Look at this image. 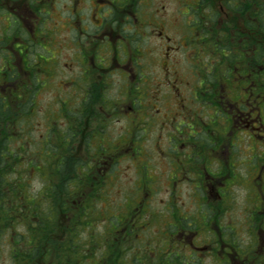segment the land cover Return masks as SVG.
<instances>
[{
  "label": "flooded vegetation",
  "instance_id": "flooded-vegetation-1",
  "mask_svg": "<svg viewBox=\"0 0 264 264\" xmlns=\"http://www.w3.org/2000/svg\"><path fill=\"white\" fill-rule=\"evenodd\" d=\"M57 1L0 0V102L27 109L17 136H67L87 179L72 204L101 200L106 215L109 187L132 185L100 227L137 253L95 264H264V0ZM45 11L59 37L42 63ZM116 241H94L98 256Z\"/></svg>",
  "mask_w": 264,
  "mask_h": 264
},
{
  "label": "trees",
  "instance_id": "trees-1",
  "mask_svg": "<svg viewBox=\"0 0 264 264\" xmlns=\"http://www.w3.org/2000/svg\"><path fill=\"white\" fill-rule=\"evenodd\" d=\"M26 110L11 117L0 102V258L6 254L8 264H80L76 258H85L88 244L114 238L92 232L96 200L87 197L82 211L71 205L83 177L62 130L33 142L16 135V124L20 130L30 124ZM17 138L22 142L15 147Z\"/></svg>",
  "mask_w": 264,
  "mask_h": 264
},
{
  "label": "rangeland",
  "instance_id": "rangeland-1",
  "mask_svg": "<svg viewBox=\"0 0 264 264\" xmlns=\"http://www.w3.org/2000/svg\"><path fill=\"white\" fill-rule=\"evenodd\" d=\"M53 3L51 4L53 6V8L55 6H58V1L57 0H51ZM159 1V2H158ZM163 1V2H162ZM155 0V6L154 7H151V8H156V7H159L158 4H162L163 5H168L167 2H165L166 0ZM169 5H174L173 3H170ZM167 9V8H166ZM169 9H173L172 7L169 8ZM56 10H58V8L56 7ZM45 14L44 15H41L42 19H41V25H42V28L40 29L39 31V34L44 36L43 38H41L39 40V43L40 45H37V42L34 46V49L35 51H33L35 54H38L40 55V58H41V62L44 63L45 61H48L50 60L53 56H55L56 54V50H55V46L56 44L54 42V40H56V36L57 38L59 37V33H58V25L54 23V20H52L50 17H49V13L47 11L44 12ZM57 15H59V13H57ZM38 22V21H37ZM60 26V25H59ZM45 32H44V31ZM58 41V39H57ZM15 46H20V44H15ZM40 49H42V51H40ZM39 50V51H37ZM43 57H41L42 55ZM33 57V55H32ZM35 60H37L36 57H34ZM18 61V59H17ZM56 81H58V78L55 79ZM50 84V83H49ZM40 91H42V94H41V100H40V94L38 96V100H40V104H43L45 101H46V98L49 97V94L51 95L53 93V91L49 90V89H46V88H42L40 89ZM50 121V119H46V118H43V119H40V122H41V125L40 127L43 129L42 131L44 132L46 129H47V123ZM115 135H116V131L118 128H121L123 127V123L122 121H119V122H116L115 124ZM34 135H38V132L37 131H34ZM153 137L154 136H148V137H144V138H147V141H153ZM22 140H20L19 138H17V145L19 143H21ZM126 163V161H123ZM124 165V163H119L117 164L116 166H118L121 170V172L123 173V170H122V166ZM36 180V179H35ZM34 185H36V187H39L40 186V183L38 181H34L33 182ZM132 185L127 181V180H123L121 182H116L114 186H110V190L114 191L115 194H113V199H112V205L111 207L109 208V213L107 215H103V214H100V212H97V214L95 215L96 219L93 221V224H91V228H92V232H100V231H106V228L104 227H100V224L102 223H107V219L109 217H115L116 219H121L122 215H123V212L125 211V201H124V197H123V194L122 193H119V192H124L127 188V190L130 189ZM93 200V199H92ZM162 199L160 198H156L153 202H157V201H161ZM185 202L190 206V203L191 201L190 200H185ZM240 202L241 204H243V196L241 195V199H240ZM93 203H94V200H93ZM71 204V203H70ZM72 205V204H71ZM96 206L98 208H101L102 207V201L101 200H97L96 201V205L93 204V207L92 208H96ZM94 217V218H95ZM111 218L110 221H112V223L114 224L115 222H117L115 220V218ZM158 221V218L153 214V210L151 212V224H156ZM64 223L65 221L62 222L61 224V227L60 229L58 230V233L61 234V235H64V232H63V226H64ZM153 232H146V235H152ZM110 234V233H109ZM117 239V244L120 245L119 247H116L114 250H113V253L110 254L108 256V254L106 252H103V256L102 258H100L98 255H99V251L101 249H103V244H97V243H92L93 246L91 247L89 244L87 247H85V258L84 257H77L76 258V261L77 263H83V264H95V262L98 260V261H104V260H111L113 258L115 259H118L119 260V257L117 256L118 255V249H120V247H123V249H128L129 250H132L133 253H137V245H135L133 242H131L130 244H123V243H120L119 240H122V237L118 236L116 237ZM129 241L130 240H133V241H136L135 239V236L134 234H132L131 238L128 239ZM86 244V243H85ZM125 245V246H124ZM108 247V245L104 248L106 249ZM6 254H3L2 255V258H1V261H0V264H8L4 261V259L6 258L5 257Z\"/></svg>",
  "mask_w": 264,
  "mask_h": 264
}]
</instances>
